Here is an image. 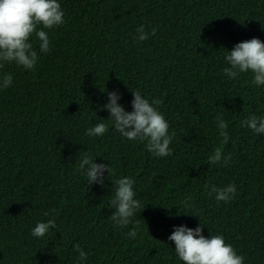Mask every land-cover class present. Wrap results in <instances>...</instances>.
Instances as JSON below:
<instances>
[{"label":"trees","instance_id":"obj_1","mask_svg":"<svg viewBox=\"0 0 264 264\" xmlns=\"http://www.w3.org/2000/svg\"><path fill=\"white\" fill-rule=\"evenodd\" d=\"M58 2L64 23L43 29L50 50L30 37L34 69L0 62V83L13 76L0 87V264H80L75 244L88 253L83 264H183L168 239L180 226L222 235L244 264H264V134L241 126L264 118V85L252 83L251 71L236 79L223 72L235 45L264 42V0ZM141 25L156 34L135 40ZM137 90L162 101L156 107L175 133L171 156L123 137L103 107L115 91L130 113ZM99 123L108 126L103 136L86 135ZM217 147L231 156L226 165L209 164ZM85 153L109 165L103 185H88L79 170ZM123 177L134 180L142 208L121 228L108 206L113 180ZM229 184L236 193L228 203L206 187ZM48 220L56 229L33 237Z\"/></svg>","mask_w":264,"mask_h":264},{"label":"clouds","instance_id":"obj_2","mask_svg":"<svg viewBox=\"0 0 264 264\" xmlns=\"http://www.w3.org/2000/svg\"><path fill=\"white\" fill-rule=\"evenodd\" d=\"M64 23V12L58 0H0V62H14L26 70L34 69L38 61V53L30 43V37L35 34L40 41V51L47 53L50 48L49 37L43 29H52ZM38 30V26H41ZM139 34L134 39L146 41L150 35L156 34V29L146 32L141 25L137 30ZM225 60L230 67L223 69L224 74L232 79L239 77L241 73L251 71L254 85H264V42L257 38L244 41L235 45L226 56ZM2 66V64H0ZM13 76L11 73L4 74L0 87L7 89L11 86ZM132 112H126L117 103L118 93L113 91L108 94V103L103 105L112 120L115 130L128 140L146 141L149 152L157 157L172 155L169 145L174 139L175 133L169 135V124L164 115L157 107L162 103L160 99L151 102L144 98L140 91H132ZM220 136L224 143L228 142L229 136L226 131L228 124L222 114L216 117ZM254 133L264 134V118L251 115L242 122ZM108 131L105 123H99L89 128L88 136H103ZM95 158L85 153L79 160V170L87 177L88 185L104 184V172H108L110 179L111 170L108 164L95 163ZM223 160L226 165L231 156L222 155V147H217L209 157V164H217ZM112 180V179H111ZM115 183L114 197L109 201V208L114 209L111 220L117 227H127L131 223V217L138 209L142 208L141 202L135 199L133 190L134 180L131 177H123L113 180ZM210 187L209 195L215 194L216 201L230 202L236 193L234 184L224 188L215 185ZM145 208V207H144ZM143 208V209H144ZM54 211V210H53ZM48 215V213H45ZM204 225V224H202ZM50 229H56L54 220L38 222L31 230L33 237H43ZM139 230V221L127 236L135 238ZM202 227L195 229L180 226L175 228L169 240L175 243V252L183 264H244V257L238 255L232 245L227 244L222 235H211L206 238ZM78 253V261L83 264L88 258V253L81 249L79 244L74 245Z\"/></svg>","mask_w":264,"mask_h":264}]
</instances>
